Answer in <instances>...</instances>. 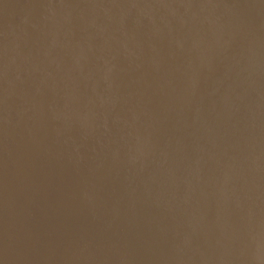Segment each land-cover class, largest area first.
Returning a JSON list of instances; mask_svg holds the SVG:
<instances>
[{
    "label": "water",
    "instance_id": "water-1",
    "mask_svg": "<svg viewBox=\"0 0 264 264\" xmlns=\"http://www.w3.org/2000/svg\"><path fill=\"white\" fill-rule=\"evenodd\" d=\"M0 264H264V0H0Z\"/></svg>",
    "mask_w": 264,
    "mask_h": 264
}]
</instances>
